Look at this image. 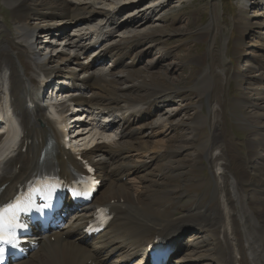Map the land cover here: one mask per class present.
Here are the masks:
<instances>
[{
    "label": "bare ground",
    "instance_id": "bare-ground-1",
    "mask_svg": "<svg viewBox=\"0 0 264 264\" xmlns=\"http://www.w3.org/2000/svg\"><path fill=\"white\" fill-rule=\"evenodd\" d=\"M105 1L7 0L16 30L0 38V103H9L17 123L11 124L5 138L0 135V187L6 186L0 198L5 201L33 177L43 148L53 139L56 165L64 176L70 177L72 167L82 169L83 158L103 179L97 193L103 194L101 198L76 211L68 226L39 236V247L18 264H127L134 257H138L135 264H140L156 237L172 239L175 245L167 264H264V39L258 46L245 41L264 30L263 9L248 4L239 10L235 27L242 36L238 41L250 49L233 73L223 68L225 76L238 82L239 93L231 101L233 117L248 131L242 150L227 134L212 70L200 72L194 89L189 90L176 84L181 68L174 61L144 68L124 63L126 55L142 54L141 41L151 44L168 32L167 25L149 21V15H160L168 0H149L144 9L133 5L145 0ZM131 6L135 9L125 13V23L109 39L108 48L90 53L89 57L99 52L93 62L81 63L80 55L87 54L92 36L88 30L82 32L78 23L89 27L93 21L80 17L100 15L97 22L104 23L101 20L108 11L115 12L116 7L128 11ZM109 24L120 26L119 21ZM40 33L51 39L44 42V54L32 47ZM207 57L202 56V62ZM107 58L113 61L112 68L103 66ZM57 79L70 88L61 95L65 100L53 104L41 94ZM161 96L177 98L179 103L170 107L158 100ZM202 96L207 98V114ZM69 102L83 113L112 118L94 136L85 121L74 137V143L81 144L67 146L56 115L48 108L61 119ZM143 128L170 136L152 142L138 135ZM105 137L108 140L102 141ZM161 145L164 148L158 149ZM155 166L164 175L166 167L173 177L209 167V176L186 179L205 190L176 215L187 184L169 182L167 175L152 179ZM130 175L140 179L137 188L124 181ZM101 206L109 207L114 217L103 233L87 240L82 230Z\"/></svg>",
    "mask_w": 264,
    "mask_h": 264
},
{
    "label": "rangeland",
    "instance_id": "rangeland-1",
    "mask_svg": "<svg viewBox=\"0 0 264 264\" xmlns=\"http://www.w3.org/2000/svg\"><path fill=\"white\" fill-rule=\"evenodd\" d=\"M148 1L149 0L141 1L137 5L134 4L133 6L138 9H144V4H146ZM105 2L111 3L112 1L106 0ZM105 2H102V5L109 7V5H106ZM248 4H251L249 7H253L252 9H263L264 11V0H174L173 2L172 0H168L165 2V7L161 9L160 12L156 11V14H158L157 12L160 13L159 16L149 15V21L151 20L150 22L153 21L154 24L162 23L167 25L166 31L168 32L162 35H158L156 38L157 40H155L156 42H153L151 44H149L148 40L141 41L138 49L142 54L139 53L138 55L133 56L134 53H131V55H126V57L124 58V63L129 62L128 66H135V68H144L146 65H149L151 63H159V65H165L169 62L174 61L178 63L181 68V71L179 73L180 75L177 78L176 84L189 90L194 89L198 74L200 72H204L206 71V69H210V71L212 70L213 73L211 72L210 74L212 76L214 75V79L217 84L215 99L223 108L222 111L226 120L227 134H229V137L234 139L235 142L238 143L239 148L242 150L244 149L243 146H245L244 143H246L248 131L237 122L235 117H233L232 112L234 102L231 101L239 93L238 82L233 77L228 78L227 76H225L223 73V68H225V70L228 72H234L235 67L237 66H239L240 68V64L244 62L245 57L248 53L247 49H250L249 46L244 47L242 41H238L241 38L242 34L235 27V21L239 15V10L246 8L245 6ZM133 6L129 7L128 11H124L123 13L127 14L134 10L135 8ZM215 20L217 21L215 22ZM0 23V27L3 26L0 29V38L6 37L9 31H12L15 34L16 29L14 24L13 11L12 8L8 5L7 0H0ZM177 27H181L182 32L172 33V31H174ZM40 35H46L45 41L51 40L49 38L50 36L46 33H40L39 38H41ZM203 35H207L206 38H203ZM263 39L264 30L256 36L251 35L247 37L245 41L251 44L254 43L256 46H258L260 42L262 43ZM37 43L42 44L39 40L37 41ZM255 47H253L252 50H255ZM37 48L40 47L38 46ZM206 54L209 57H207L205 61L202 62L201 58ZM89 55L90 53L80 55L81 63L83 61L91 63L97 57V55L96 57L92 55L91 57H89ZM107 59H109L110 62L111 58ZM105 62L103 66L108 67L109 65H111L108 63V61ZM215 71L219 72H217L218 75L215 74ZM218 95L221 96L218 97ZM158 100L165 101L166 105L170 107L178 105L179 103V99H166V96H161L158 98ZM202 105L204 112L207 114L208 103L206 96H202ZM192 113V110H190L189 114ZM105 123V120L99 119V125H104ZM141 132L142 135L138 133L139 136H146V138H149L150 140H152V142L158 141L160 139H164L166 141V139L170 136L169 132H163L162 134H160L156 133V131L152 132L151 130L144 128L141 130ZM165 133H167V135ZM107 140L108 138L106 137L102 139V141ZM167 144H164V146ZM164 146L161 145L158 149H162L164 148ZM157 152L159 151L153 150L152 153L156 154ZM164 169L166 172L165 175L169 177V182L174 181L187 184V187L184 188L183 191L187 190L188 192L183 194L186 195L181 197L178 207L176 208L175 214L179 215L183 211H185L187 203L194 201L195 196L205 190V188H196L194 186H191V182H186V179L196 175L207 177L209 176L210 168H197L195 169V172L186 174L184 176L180 175V177H173L174 173H172L166 167H164ZM151 172L152 179L165 177L164 171H160L156 166L153 168V170H151ZM135 177L136 175H130L123 179L124 181L128 180V183L130 182L133 187L137 188L140 185V179L138 177ZM144 188L145 190H148V186H144ZM102 195L103 194L100 192L99 194H97V198L100 199ZM208 198L210 197L208 196L207 199ZM253 211H255L254 208H252V212ZM137 258L138 257H134L132 260L133 262L128 264L134 263V260H136Z\"/></svg>",
    "mask_w": 264,
    "mask_h": 264
},
{
    "label": "snow or ice",
    "instance_id": "snow-or-ice-1",
    "mask_svg": "<svg viewBox=\"0 0 264 264\" xmlns=\"http://www.w3.org/2000/svg\"><path fill=\"white\" fill-rule=\"evenodd\" d=\"M44 207H49V205H44ZM21 211H27V208H22L19 200L0 208V260H2L6 251L3 244L15 246L16 237L12 230L17 226V215ZM19 226L24 227V225Z\"/></svg>",
    "mask_w": 264,
    "mask_h": 264
}]
</instances>
